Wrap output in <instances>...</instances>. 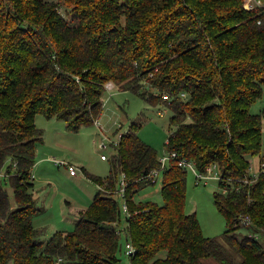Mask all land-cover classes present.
<instances>
[{
    "label": "trees",
    "instance_id": "trees-1",
    "mask_svg": "<svg viewBox=\"0 0 264 264\" xmlns=\"http://www.w3.org/2000/svg\"><path fill=\"white\" fill-rule=\"evenodd\" d=\"M244 3L0 0V167L10 161L14 173L0 177V264H117L122 181L130 264H264V175L214 194L227 226L223 244L186 211L188 169L178 164L205 171L217 163L237 178L251 165L248 155L261 153L264 110L250 109L263 94L264 9ZM110 81L172 111L165 145L177 156L162 167L138 133L141 122L132 121L107 176L83 169L99 189L75 228L43 240L34 222L33 168L44 134L36 116L78 131L101 115ZM155 170H163V204L137 200Z\"/></svg>",
    "mask_w": 264,
    "mask_h": 264
},
{
    "label": "rangeland",
    "instance_id": "rangeland-1",
    "mask_svg": "<svg viewBox=\"0 0 264 264\" xmlns=\"http://www.w3.org/2000/svg\"><path fill=\"white\" fill-rule=\"evenodd\" d=\"M103 101V111L98 117L102 129L92 123L73 131L67 128L64 120L47 118L43 114L36 116V124L44 134L43 142L38 145V162L33 168L36 182L34 197L39 208V212L34 216V222L44 224L43 240H48L54 233L53 230L72 231L75 228L74 220L79 217L77 212L80 211L81 205L87 208L97 191V185L81 171V168L97 176L108 175L112 156L116 152V145L114 146L113 142H117L120 134L128 130L132 121L141 122L138 133L143 140L155 147L159 159L169 154L165 143L170 134L169 119L172 111L166 105H152L140 95L130 90H120L117 86L111 91H105ZM263 110L264 85L261 98L251 105L250 112L256 114ZM103 135L108 138L105 150H101L98 145ZM102 155L107 159L104 160ZM261 158H264V118L261 153L248 155L254 169L258 168ZM61 161L75 165L79 169L78 174L72 176L68 167L56 163ZM162 176L163 170H160L155 176V182L144 185L136 195L137 200H152L163 204L160 192ZM8 191L13 209L16 202L10 185ZM220 191L221 187L216 181L198 183L195 173L188 168L186 211L197 214L205 235L226 244L223 239V232L227 229L226 221L214 201V194ZM120 199L122 208L123 199L121 197ZM126 225L125 213L122 210L119 228L123 232L120 236L121 247L118 250L117 264H130L129 255L125 252ZM204 264L221 263L213 258H205Z\"/></svg>",
    "mask_w": 264,
    "mask_h": 264
},
{
    "label": "built area",
    "instance_id": "built-area-1",
    "mask_svg": "<svg viewBox=\"0 0 264 264\" xmlns=\"http://www.w3.org/2000/svg\"><path fill=\"white\" fill-rule=\"evenodd\" d=\"M244 5H245V8H247L249 10H255V9H259V8L264 9V0H245ZM113 89H114L113 82H111V81L108 82L106 84V90L111 91ZM94 123L100 129H102L100 124H99L98 119H96ZM120 136H121V134H120ZM120 136H119V139H120ZM119 139H118V141H119ZM107 140H108V138L103 135L101 138V141L98 144L101 150H105L107 148V145H108ZM118 141L113 142V145L114 146L117 145ZM176 156H177L176 153L170 152L168 155H165L164 157H162V159H161L162 167H165L167 162L171 158H175ZM102 158L107 159V157L105 155H102ZM56 163L62 164V165H65L66 167H68V170L72 175H76L79 172V169L71 163H67L65 161L56 162ZM178 164L182 167H186L187 169L188 168L192 169L196 175L198 183H201V182L207 183L210 180L218 182V184L221 187L220 192L223 194L233 193V191L236 189L240 190L243 186L254 183L255 181H257L260 178L261 175H264V160L259 161L257 169H254L252 164H251L250 167L248 168V170L246 171V173L244 174V176L237 177V178L229 176V175H225L222 171L221 166L218 165L217 163H211L205 171L198 170L197 167L194 166V164L192 162L187 161L185 159H179ZM9 165H10V161L6 162L4 165H2V167H0V177H8V176H10V174H12V175L14 174V173H10L8 171ZM12 165H13L14 169H16L17 163L15 162ZM158 172H159V170H155L154 175L158 174ZM121 184H122V186L119 189L118 194L123 199L122 210L124 211L125 214H128V206H127V203L124 199V192H125L124 181H122ZM243 222L244 223L249 222V219L247 217L242 218L241 223H243ZM125 252L127 255H132L135 252V248L130 241H127V243H126ZM60 260H62V259L60 258L59 261L56 262V264H60Z\"/></svg>",
    "mask_w": 264,
    "mask_h": 264
},
{
    "label": "crops",
    "instance_id": "crops-1",
    "mask_svg": "<svg viewBox=\"0 0 264 264\" xmlns=\"http://www.w3.org/2000/svg\"><path fill=\"white\" fill-rule=\"evenodd\" d=\"M38 151V150H37ZM42 159V158H41ZM264 160V158H261L260 160ZM105 160V159H104ZM37 162H38V159H37ZM81 171L83 172V169L81 168ZM71 174V173H70ZM78 174V173H77ZM76 174V175H77ZM72 175V174H71ZM76 175H72V176H76ZM34 176V175H33ZM107 176V175H106ZM101 177H105V176H101ZM91 180V179H90ZM92 181V180H91ZM34 182H35V177H34ZM93 182V181H92ZM36 183V182H35ZM95 183V182H94ZM96 184V183H95ZM97 185V191H96V193L98 192V189H99V185L98 184H96ZM34 190H35V187H34ZM34 190H33V192H34ZM96 193L94 194V197H95V195H96ZM91 197V196H90ZM94 197L92 198V200L94 199ZM84 210H86V208H84V206H82L81 205V209H80V211H78L77 212V215L80 217V214L82 213V211H84ZM126 215V214H125ZM79 217H77L75 220H74V223L76 224V222L78 221V219H79ZM69 222L70 223H72V221L71 220H69ZM37 226H41V227H44V224H41L40 222H38V223H35ZM56 230H53V232H55Z\"/></svg>",
    "mask_w": 264,
    "mask_h": 264
}]
</instances>
